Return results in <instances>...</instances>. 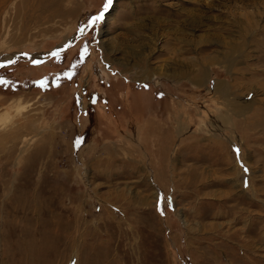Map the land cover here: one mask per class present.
Returning a JSON list of instances; mask_svg holds the SVG:
<instances>
[{"label":"rangeland","instance_id":"374dc122","mask_svg":"<svg viewBox=\"0 0 264 264\" xmlns=\"http://www.w3.org/2000/svg\"><path fill=\"white\" fill-rule=\"evenodd\" d=\"M104 2L0 0V264H264V0Z\"/></svg>","mask_w":264,"mask_h":264},{"label":"crops","instance_id":"0c3cea01","mask_svg":"<svg viewBox=\"0 0 264 264\" xmlns=\"http://www.w3.org/2000/svg\"><path fill=\"white\" fill-rule=\"evenodd\" d=\"M146 94V93H145ZM130 110H133V107L130 103L129 105ZM138 113V112H137ZM127 113L125 115H117L115 114V116H113L116 120V122H128L129 124H131V126H133L136 123V127H137V131L140 132V136L142 137H151L152 139V143L154 145L158 144L161 140V129H162V122H164L165 120H163L161 118L160 114H154V113ZM125 116H128V118H126ZM138 134V135H139Z\"/></svg>","mask_w":264,"mask_h":264},{"label":"snow or ice","instance_id":"6c2138e0","mask_svg":"<svg viewBox=\"0 0 264 264\" xmlns=\"http://www.w3.org/2000/svg\"><path fill=\"white\" fill-rule=\"evenodd\" d=\"M113 0H105L104 4H103V9L95 16H93L91 19H90V25H95L97 24L98 22H100L103 18H104V13L109 9V7L111 6ZM10 63H12L10 61ZM34 63H39V61H34ZM68 78H71L70 75ZM0 83H6L5 81H0ZM40 86L43 87L44 86V81H41L40 82ZM145 87H147V85H145ZM93 103H95V101L93 100L92 101ZM77 143H79L77 141ZM237 153H238V149L236 150ZM245 172L248 171L247 168L244 169ZM245 187H247V181H245ZM158 210H159V205H158Z\"/></svg>","mask_w":264,"mask_h":264}]
</instances>
